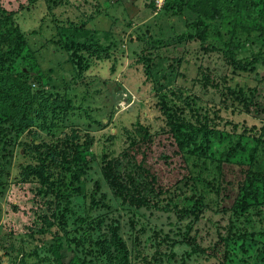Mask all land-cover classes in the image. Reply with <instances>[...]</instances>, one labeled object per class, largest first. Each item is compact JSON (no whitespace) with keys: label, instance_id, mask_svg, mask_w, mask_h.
<instances>
[{"label":"rangeland","instance_id":"374dc122","mask_svg":"<svg viewBox=\"0 0 264 264\" xmlns=\"http://www.w3.org/2000/svg\"><path fill=\"white\" fill-rule=\"evenodd\" d=\"M174 1L0 0V77L44 88L0 123V264H264V6Z\"/></svg>","mask_w":264,"mask_h":264},{"label":"trees","instance_id":"16d2710c","mask_svg":"<svg viewBox=\"0 0 264 264\" xmlns=\"http://www.w3.org/2000/svg\"><path fill=\"white\" fill-rule=\"evenodd\" d=\"M178 1L179 0H175L171 4H167L166 9L171 10L172 8L173 9L176 8ZM201 1H203V0H201ZM207 2L212 4V11H213V13H215L216 17L218 16V14H220L223 17L224 23H227L230 25L238 24V23H241V25L247 24L248 27L247 28L244 27V29H247L248 31H250V29L252 30V28L250 27L252 21L248 20L245 17L243 10H240V11L238 10V6L236 5V0H211V1L209 0ZM261 2L264 6V0H261ZM230 5L232 6V8H230ZM178 7H179L178 12H182V8H180V6H178ZM201 7H202L203 12L208 11L207 6L205 4L204 5L202 4ZM256 11L258 12V13H255L257 18L260 16V14H262V17H264V8L262 6L257 7ZM259 22H260V20L257 21V23H259ZM197 39L202 43H204L206 41L205 36L202 34L198 35ZM227 46H228L227 53H229L230 56H232L234 51L238 48V46H235L232 42L228 43ZM2 58H4V57H2ZM2 58L0 55V62H1ZM11 59H14V60H12L10 63H14V65H15V67H14L10 64L11 65L10 66L11 74H9L8 76L2 75L0 77V123H10L14 128L22 129V128H25V126L29 125V123H30L29 119L27 117V114H26L27 111L35 109V108H32V105L29 101L23 100L24 97H27V94L30 93L31 86L38 88L39 90H42L44 88H43V86L37 85L34 83L32 85L28 86L27 82L29 81V72L32 70V68L29 66L27 68V71H26L25 68L27 66H24L23 63L18 62L13 57H11ZM6 60H8V58H6V56H5V58L3 59V62L5 63ZM0 66H2V64H0ZM41 82H42V84H43V82H45L47 84L52 83L51 80H49L48 75H46V74L42 75L41 80H38V78H37L36 83H41ZM37 93H38V95H40L39 92H37ZM37 109L40 112L43 111V109H41L39 107ZM250 109L251 108L247 109L248 113H251ZM74 115H76V114H74ZM91 117H92L93 121L96 120V118L92 114L90 116V119H91ZM178 130H180V129H178ZM136 146H137V144L133 143L131 145L130 149H133ZM254 152H255V160H257L259 158L258 149L256 148L254 150ZM125 153H129V152L126 151ZM108 168H109V165L107 166V170H108ZM1 176H2V174L0 175V185L2 183L1 182V178H2ZM213 179H214L213 181H216V179H218V181H219L218 183L224 182V178L221 176L215 175L213 177ZM114 180H115L114 185H118L119 181L116 178ZM216 184H217V182H216ZM216 184H214V186ZM219 191H222V193H223L224 192V186L219 188ZM185 213L188 215L187 212H185ZM193 213H195V211L189 212L190 215ZM260 233H261V235H264V232L260 231ZM237 241L241 242V250L246 257L243 260H241V262H242V264H245L246 260H248V259L251 260L250 258H248V256L250 255V252L252 251L254 244L260 245L261 242H255L256 240H254L252 238H248V237H240L237 239ZM228 243H227V245H228ZM115 246L120 251L119 254L123 256V260L125 261V264H128L127 256H124L125 247L121 241V238L118 236V234H117V237L115 240ZM226 253H227V251H226ZM224 257L231 264H233L236 261L232 258H229L227 255H225ZM60 258L61 257H58V260H60ZM257 263L258 262L256 261L252 264H257Z\"/></svg>","mask_w":264,"mask_h":264}]
</instances>
